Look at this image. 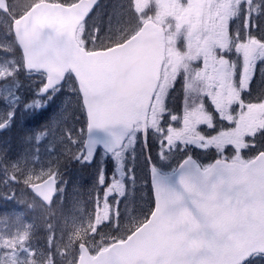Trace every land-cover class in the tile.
Here are the masks:
<instances>
[{
    "label": "rangeland",
    "instance_id": "rangeland-1",
    "mask_svg": "<svg viewBox=\"0 0 264 264\" xmlns=\"http://www.w3.org/2000/svg\"><path fill=\"white\" fill-rule=\"evenodd\" d=\"M8 1L14 8L21 3ZM199 1H132L138 22L150 16V7L154 15L151 17L170 34L167 41L172 44L170 52H166L164 78L147 120L148 157L163 174L171 173L179 160L191 156L201 158L207 153L201 160L208 167L212 162L225 160L243 164L260 145L264 150V93L259 94L264 87V38L259 41L253 33L262 32L264 10L253 0H227L220 7L221 16L215 14L213 25H205L206 20H200ZM112 10L114 30H124L121 13L113 7ZM203 15H207L206 10ZM230 18L232 34H227L225 27ZM13 19L0 12V124L7 122L10 127L0 136V208H6L0 217V264H54L58 259L63 264H76L80 243L95 255L112 243L123 241L152 212L141 128L135 127L122 149L114 151L108 161L104 152L97 154L89 170V165L82 163L86 158L81 142L84 117L74 79L67 78L48 93V98H38L44 76L23 69L11 31ZM174 30H181L186 39L182 34L181 42L180 34ZM202 32L205 36L200 38ZM227 39L234 40V44L229 46ZM251 42L255 51L247 60ZM226 56L234 60L242 96L230 83L234 69L229 68ZM176 57L190 58L191 66L186 61V69L178 66L172 70ZM260 61L261 82L259 78L255 84ZM59 97L62 100L58 111ZM72 99H78L75 105ZM177 99L180 105L172 106ZM50 107L55 114L49 127L42 125L45 130L40 132L27 131L22 121L35 123L31 118L42 110L48 116ZM71 107L74 109L67 113ZM75 109L77 112L72 114ZM260 135L263 136L258 144ZM68 165L83 170L65 174ZM56 170L57 192L52 205L44 207L27 191V186L54 177ZM37 230H44L47 250H37L30 240L29 236Z\"/></svg>",
    "mask_w": 264,
    "mask_h": 264
},
{
    "label": "water",
    "instance_id": "water-1",
    "mask_svg": "<svg viewBox=\"0 0 264 264\" xmlns=\"http://www.w3.org/2000/svg\"><path fill=\"white\" fill-rule=\"evenodd\" d=\"M99 1H40L11 23L23 69L46 77L38 95L59 86L68 72L74 78L88 164L98 148L108 155L121 149L140 124L153 210L126 239L94 256L80 244L76 264H243L254 252L264 255V152L245 165L216 161L203 171L188 157L175 171L159 173L148 157L146 129L165 59L164 30L148 17L123 42L87 51L76 32ZM0 12L8 13L7 0H0ZM254 51L251 42L247 60ZM5 128L1 124L0 133ZM55 187L50 176L27 188L49 206Z\"/></svg>",
    "mask_w": 264,
    "mask_h": 264
},
{
    "label": "trees",
    "instance_id": "trees-1",
    "mask_svg": "<svg viewBox=\"0 0 264 264\" xmlns=\"http://www.w3.org/2000/svg\"><path fill=\"white\" fill-rule=\"evenodd\" d=\"M39 0H21V3H18L19 5L16 6V8L11 7L9 1L8 2V15L10 18H16L19 15L23 14V12L27 11L32 5H34ZM60 3H72L76 0H56ZM132 1L133 0H100L94 10L90 13L88 18L83 22V24L80 26L81 30L78 31V41L82 44V46L87 50H96V49H104L107 47H110L112 45L118 44L120 42H123L125 39L130 37L133 33L137 31V29L140 26V22H138V17L135 14L134 9L132 8ZM257 4L261 7L262 10H264V0H253V4ZM118 10L119 13H121L122 20L124 23V30L117 31L113 28L112 23V15L113 10ZM148 15L154 16L152 12H150V7L147 9ZM141 17H139L140 19ZM143 18V17H142ZM256 18V17H255ZM169 19V18H168ZM156 20V19H155ZM158 21V20H156ZM264 25L262 26V32H256L258 30H254L253 33L257 37L259 41H263L264 38V31H263ZM176 34H180L181 42L182 40V34L183 39H186V36L181 30H174ZM167 33V32H166ZM167 36L169 37L170 34L167 33ZM173 37V33H172ZM260 63V64H259ZM259 68L258 64L256 67V75L254 76L253 83L256 84V81L260 78V65L262 62L260 61ZM261 78L259 79V81ZM261 82V81H260ZM259 94L262 96L264 93V87L260 88ZM180 99V98H179ZM179 99L176 100L172 106L180 105ZM182 103V102H181ZM148 136H150V132L148 133ZM263 136V135H262ZM262 136H259V141L262 139ZM140 138V136H139ZM261 145L254 150L252 155L255 154V151L261 150ZM197 157V156H194ZM198 158V157H197ZM149 183V182H148ZM86 189V188H85ZM2 197V192L0 191V199ZM3 202L6 201V199L2 200ZM6 208H0V217H2V211ZM149 213V212H148ZM130 233V232H129ZM129 233H126L128 235ZM30 240L33 242V244L36 246L37 250H47L48 245L47 242V236L45 235L44 230H37L36 232L32 233L29 236ZM41 248V249H40ZM43 261V260H40ZM59 262H54V264H63L62 259H58ZM246 264H264V257L256 255L252 259L249 260Z\"/></svg>",
    "mask_w": 264,
    "mask_h": 264
},
{
    "label": "flooded vegetation",
    "instance_id": "flooded-vegetation-1",
    "mask_svg": "<svg viewBox=\"0 0 264 264\" xmlns=\"http://www.w3.org/2000/svg\"><path fill=\"white\" fill-rule=\"evenodd\" d=\"M226 1L227 0H200L199 3H200V7H201V14H202V15H200V20L203 21L205 19L206 20V24L205 25H213L215 14L221 16V8L220 7H222L225 4ZM205 10L207 11V15H203L205 13ZM211 12H213V13H211ZM231 21L233 22V18L227 19V24H226V27H225V32L227 34H229V33L232 34V31H231L232 23H231ZM235 23H233V25H235ZM204 36L205 35L202 32L200 34V38H203ZM227 41L230 42V45L229 46H232L234 44V40L227 39ZM168 44H169V42L167 41V46H168ZM170 58L171 57H169V59ZM224 59H226V61H229V68L234 69V71L232 73V76H231L230 83H231L233 89L236 90V94H239V96H242L243 95V93H242L243 90L238 86V75H237L238 72H237L236 67L234 66V60L231 59V58H229V56L224 57ZM167 60H168V57L166 58V61H165L166 63H167ZM181 61H184V62L182 63ZM186 61L188 62V64H190L189 66H191V59L190 58H184V57H176V59L173 58V62H175L176 64L174 63V67H171V69L175 71L176 70V67H178V66L181 69H183V70L186 69V67L184 66V65H186V63H185ZM166 63H164V64L166 65ZM32 74H34V73H32ZM41 75L44 76L43 74H41ZM67 78H70V77L67 76ZM161 82H162V80L160 81L159 86L157 88L156 98H157L158 90L160 89ZM53 91L54 90H52L49 94H51ZM49 94L46 97H44V98H41V97H38V98H41L42 100L43 99H46V98H48ZM74 98H76V95L74 96ZM156 98H155V100H156ZM61 100H62V97H59L58 100H57V102H56V108L58 109V111H59V108H60V105H61V103H59V101H61ZM77 100L78 99H74V100L72 99L73 105H75L74 101H77ZM80 107H81L80 108L81 114L84 117V119L81 121L82 122V125H83V127H82L83 138H82L81 142L83 143L84 137H85L86 120H85V115L83 114L84 110L82 108L81 100H80ZM70 109L72 110L74 108H72V107L71 108H67L66 109V112L68 113ZM76 112H77V110L75 109V110H73L72 114H75ZM53 114H55V112L52 109V107H50L49 108V115L48 116H46V111L45 110H42L41 113L39 114V115H41V117L39 115H35V117L31 118V120L35 121V123H31L32 124L31 131H36L37 130V132H40L42 129L45 130L42 127V125L44 127H49L50 120H51V117H52ZM3 123H6L7 124V128H8V123L7 122H3ZM7 128H6V130L4 132L0 133V136L3 137L7 133V131L10 129V127L8 129ZM148 129H149V126H148ZM101 153H102V151L98 150L96 152V155L97 154H101ZM114 155L115 154H113L111 156H108V157L105 155V158L104 159L106 161H108V159L112 158ZM83 161L84 162H82V163L86 164L85 159H83ZM88 168H89V170H91L92 165H89ZM81 170H83V168L76 167L75 165H68V167L65 168L64 173L65 174L72 175V174H76V173H81ZM53 174H54L55 177L59 176V173H58L57 170Z\"/></svg>",
    "mask_w": 264,
    "mask_h": 264
}]
</instances>
